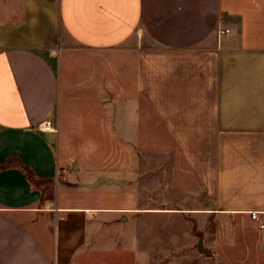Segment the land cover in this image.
<instances>
[{"label": "crops", "instance_id": "crops-1", "mask_svg": "<svg viewBox=\"0 0 264 264\" xmlns=\"http://www.w3.org/2000/svg\"><path fill=\"white\" fill-rule=\"evenodd\" d=\"M13 1L0 264H185L200 242L185 216L264 211V0ZM151 114L194 178L192 208L142 204Z\"/></svg>", "mask_w": 264, "mask_h": 264}, {"label": "rangeland", "instance_id": "rangeland-1", "mask_svg": "<svg viewBox=\"0 0 264 264\" xmlns=\"http://www.w3.org/2000/svg\"><path fill=\"white\" fill-rule=\"evenodd\" d=\"M12 4L13 0H0V18L8 16L5 7ZM150 121L152 136L137 139L142 204L148 201L168 209L192 208L191 194L197 193L194 178L152 114ZM172 220L168 218V225ZM184 226L198 227L200 241L194 245L197 256L185 264H264V230L257 229L247 217L185 216Z\"/></svg>", "mask_w": 264, "mask_h": 264}, {"label": "built area", "instance_id": "built-area-1", "mask_svg": "<svg viewBox=\"0 0 264 264\" xmlns=\"http://www.w3.org/2000/svg\"><path fill=\"white\" fill-rule=\"evenodd\" d=\"M230 30L223 29L218 32V35L221 36L223 34L229 33ZM43 131H48L51 129L49 122H44L41 126ZM249 220L256 225L259 230H264V211H250L248 212Z\"/></svg>", "mask_w": 264, "mask_h": 264}, {"label": "trees", "instance_id": "trees-1", "mask_svg": "<svg viewBox=\"0 0 264 264\" xmlns=\"http://www.w3.org/2000/svg\"><path fill=\"white\" fill-rule=\"evenodd\" d=\"M31 181H32V179H31Z\"/></svg>", "mask_w": 264, "mask_h": 264}]
</instances>
